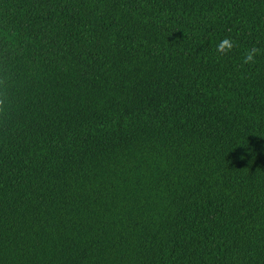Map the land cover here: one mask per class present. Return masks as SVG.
<instances>
[{"label": "trees", "instance_id": "1", "mask_svg": "<svg viewBox=\"0 0 264 264\" xmlns=\"http://www.w3.org/2000/svg\"><path fill=\"white\" fill-rule=\"evenodd\" d=\"M0 75V264H264V0H0Z\"/></svg>", "mask_w": 264, "mask_h": 264}, {"label": "clouds", "instance_id": "2", "mask_svg": "<svg viewBox=\"0 0 264 264\" xmlns=\"http://www.w3.org/2000/svg\"><path fill=\"white\" fill-rule=\"evenodd\" d=\"M236 47V44L229 38H224L217 45V52L226 55ZM260 53V49L251 48L244 54L243 63L251 64L255 63L257 54ZM9 79L0 75V126L6 124L11 117L12 100L10 97Z\"/></svg>", "mask_w": 264, "mask_h": 264}]
</instances>
